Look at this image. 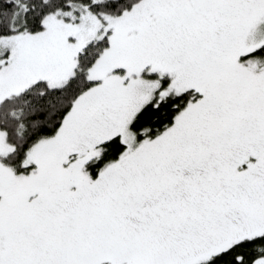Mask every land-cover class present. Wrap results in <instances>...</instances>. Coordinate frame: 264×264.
I'll list each match as a JSON object with an SVG mask.
<instances>
[{
    "label": "snow or ice",
    "instance_id": "snow-or-ice-1",
    "mask_svg": "<svg viewBox=\"0 0 264 264\" xmlns=\"http://www.w3.org/2000/svg\"><path fill=\"white\" fill-rule=\"evenodd\" d=\"M0 264H264V0H0Z\"/></svg>",
    "mask_w": 264,
    "mask_h": 264
}]
</instances>
